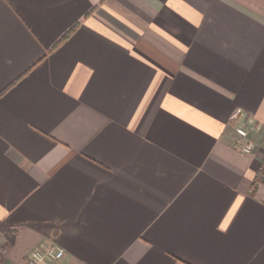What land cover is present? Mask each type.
<instances>
[{"label": "crops", "instance_id": "0c3cea01", "mask_svg": "<svg viewBox=\"0 0 264 264\" xmlns=\"http://www.w3.org/2000/svg\"><path fill=\"white\" fill-rule=\"evenodd\" d=\"M44 241L264 264V0H0V264Z\"/></svg>", "mask_w": 264, "mask_h": 264}, {"label": "built area", "instance_id": "2783aa9c", "mask_svg": "<svg viewBox=\"0 0 264 264\" xmlns=\"http://www.w3.org/2000/svg\"><path fill=\"white\" fill-rule=\"evenodd\" d=\"M233 123L235 126L236 139L234 147L246 154L253 153L257 149V143L251 136L253 121L247 119L245 121L243 113H237L233 116ZM65 256V251L60 246L41 242L35 249L30 252V264H56Z\"/></svg>", "mask_w": 264, "mask_h": 264}, {"label": "trees", "instance_id": "16d2710c", "mask_svg": "<svg viewBox=\"0 0 264 264\" xmlns=\"http://www.w3.org/2000/svg\"><path fill=\"white\" fill-rule=\"evenodd\" d=\"M77 29V26L72 28L71 30H69L57 43L56 46H59L60 44H62L65 40H67L72 34L73 32Z\"/></svg>", "mask_w": 264, "mask_h": 264}]
</instances>
